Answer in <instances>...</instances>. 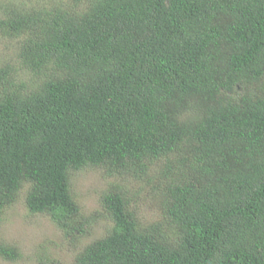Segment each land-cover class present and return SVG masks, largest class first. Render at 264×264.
Here are the masks:
<instances>
[{
    "label": "trees",
    "instance_id": "1",
    "mask_svg": "<svg viewBox=\"0 0 264 264\" xmlns=\"http://www.w3.org/2000/svg\"><path fill=\"white\" fill-rule=\"evenodd\" d=\"M27 1L0 0L17 48L0 66V215L24 193L70 244L109 219L73 264H264V0ZM87 169L114 179L95 216L72 189Z\"/></svg>",
    "mask_w": 264,
    "mask_h": 264
},
{
    "label": "rangeland",
    "instance_id": "2",
    "mask_svg": "<svg viewBox=\"0 0 264 264\" xmlns=\"http://www.w3.org/2000/svg\"><path fill=\"white\" fill-rule=\"evenodd\" d=\"M44 1L50 3L51 0H29L27 2L35 4ZM14 43L0 36V66L15 57L17 48ZM14 66L19 67L17 61ZM113 180L101 179L99 171L95 169H87L72 175V189L83 214L95 216L97 211L105 213L102 208L101 194L109 189V182ZM140 186L139 183H131L129 187L132 190ZM24 197L22 193L18 201L5 208L0 215V242L14 245L23 254L22 258L15 262L0 258V264H39L36 255L45 252L56 261V264H73L81 251L106 236L113 227L109 219L99 217L91 222L87 233L82 235L77 243L70 244L64 231L49 216L33 215L27 210ZM133 210L136 211L144 226L148 227L157 220V213L146 209L141 201Z\"/></svg>",
    "mask_w": 264,
    "mask_h": 264
}]
</instances>
